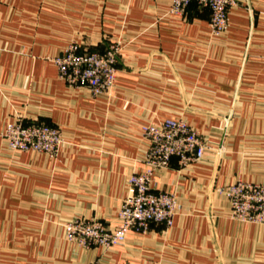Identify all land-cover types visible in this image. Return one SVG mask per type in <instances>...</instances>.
Returning a JSON list of instances; mask_svg holds the SVG:
<instances>
[{"label": "crops", "instance_id": "obj_1", "mask_svg": "<svg viewBox=\"0 0 264 264\" xmlns=\"http://www.w3.org/2000/svg\"><path fill=\"white\" fill-rule=\"evenodd\" d=\"M170 6L0 0V264H264V226L234 220L219 192L264 180V0H236L219 35L207 9ZM71 42L119 44L110 95L59 78L51 59ZM179 117L220 151L156 171L176 197L172 226L130 231L109 250L67 242L75 218L116 223L128 178L145 168L141 127ZM18 119L57 127V154L10 151L1 133Z\"/></svg>", "mask_w": 264, "mask_h": 264}, {"label": "built area", "instance_id": "obj_2", "mask_svg": "<svg viewBox=\"0 0 264 264\" xmlns=\"http://www.w3.org/2000/svg\"><path fill=\"white\" fill-rule=\"evenodd\" d=\"M170 14L181 16L188 6L207 9L209 29L219 35L228 27V11L236 0H169ZM118 43H110L102 51H88L79 43H69L60 55L51 60L58 76L72 87H86L93 96L110 95L117 74ZM148 142L143 156L145 168L128 178V194L110 227L94 218H75L63 225L65 240L80 247L112 249L123 243L128 232H146L150 225L170 228L176 214V197L158 189L155 173L166 169L172 158L181 167L200 160L207 151L220 150L209 145L204 137L184 119L149 121L141 127ZM10 151L38 152L54 157L63 138L57 127L45 123L8 121L1 133ZM228 200L231 217L242 223L264 226V180L258 183L237 179L219 190ZM90 264H103L93 261Z\"/></svg>", "mask_w": 264, "mask_h": 264}, {"label": "trees", "instance_id": "obj_3", "mask_svg": "<svg viewBox=\"0 0 264 264\" xmlns=\"http://www.w3.org/2000/svg\"><path fill=\"white\" fill-rule=\"evenodd\" d=\"M192 4H194L195 5V3H192ZM191 5V4H190ZM189 7V6H188Z\"/></svg>", "mask_w": 264, "mask_h": 264}, {"label": "rangeland", "instance_id": "obj_4", "mask_svg": "<svg viewBox=\"0 0 264 264\" xmlns=\"http://www.w3.org/2000/svg\"><path fill=\"white\" fill-rule=\"evenodd\" d=\"M100 221V220H99ZM102 222V221H101ZM104 223V222H103Z\"/></svg>", "mask_w": 264, "mask_h": 264}]
</instances>
